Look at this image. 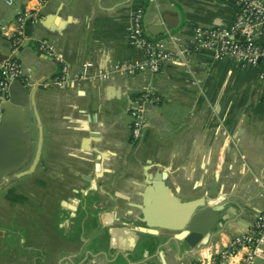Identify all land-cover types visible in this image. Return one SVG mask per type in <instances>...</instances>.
Returning a JSON list of instances; mask_svg holds the SVG:
<instances>
[{
  "label": "crops",
  "instance_id": "crops-1",
  "mask_svg": "<svg viewBox=\"0 0 264 264\" xmlns=\"http://www.w3.org/2000/svg\"><path fill=\"white\" fill-rule=\"evenodd\" d=\"M33 6L0 0V55L19 60L27 84L18 81L29 96L20 108L12 105L18 115L7 136L15 144L19 128L24 156L0 181V264H218L211 250L225 249L264 213L259 68L199 50L184 57L187 65L167 63L155 73L44 87L59 65L37 42L55 45L73 79L86 60L92 71L144 60L126 37L136 8L147 36L172 34L190 48L194 27L226 25L234 7L220 0H48L12 51L15 18ZM146 89L157 100L145 105L142 137L132 142L130 105ZM16 149L10 157L0 152V161ZM195 199L218 217L209 241L190 249L164 225L179 222L181 204ZM246 253L224 264H239ZM253 264H264V245Z\"/></svg>",
  "mask_w": 264,
  "mask_h": 264
},
{
  "label": "built area",
  "instance_id": "built-area-1",
  "mask_svg": "<svg viewBox=\"0 0 264 264\" xmlns=\"http://www.w3.org/2000/svg\"><path fill=\"white\" fill-rule=\"evenodd\" d=\"M6 6L14 5L15 0H1ZM33 7H26L19 11L14 21V28L8 35L12 51L25 40V26L28 22L39 20L38 7L48 0H32ZM222 3L234 7L233 20L226 25L209 27L196 26L193 29L191 47H182L180 39L168 34L166 39H152L144 32L142 8H136L130 16L126 37L128 42L144 51L145 58L141 62L116 63L111 68L92 71L93 63L84 61L79 72L72 79L69 67L63 54L55 45L46 40H38L37 49L44 55L53 58L59 65L58 73L42 85L60 86L75 80L100 79L107 80L115 73L134 75L139 71L158 72L164 64L187 65L184 57L191 51L207 50L213 53L216 60L230 58L242 65L259 68L258 78L264 87V0H220ZM168 43L172 48L168 47ZM15 80H22L21 64L17 58L0 57V98L8 99L9 87ZM24 82V81H23ZM25 81L24 83H26ZM156 99L154 93L146 89L131 103L129 114V135L132 142L141 139L145 126V105ZM264 245V213L247 229L235 235L225 249L214 247L211 258L218 264H224L230 257L238 254L242 249L247 253L239 264H253V258L258 255ZM211 259V260H212Z\"/></svg>",
  "mask_w": 264,
  "mask_h": 264
},
{
  "label": "water",
  "instance_id": "water-1",
  "mask_svg": "<svg viewBox=\"0 0 264 264\" xmlns=\"http://www.w3.org/2000/svg\"><path fill=\"white\" fill-rule=\"evenodd\" d=\"M1 58L9 57V58H16L14 54L12 55H0ZM14 85L19 86L20 89H17L13 91ZM29 100V96L25 90V88L22 86L21 82L18 80H15L11 83L9 87V97L8 99L2 100L0 98V109H5L1 113L0 111V152L3 156H5L6 152H10L13 147H19L20 151L18 153V150L16 149L15 154L12 156L11 159L3 158L0 161V181L4 180L5 174L8 172V170L14 168L17 166V164L20 163L24 156V149H23V138L21 137L20 130L17 127L15 130V134L18 135L16 138L15 144L13 143V139L8 135V130L11 129L12 123L11 119L13 116H17L15 110L12 109V105H15L16 107L20 108L21 106L25 105ZM90 122L97 123L96 120H94V117H91ZM87 131L88 136L90 137H98L99 133L96 131ZM15 145V146H14ZM97 152V151H94ZM18 153V156L16 160L12 161L16 154ZM12 161V162H9ZM99 172V171H97ZM92 173L91 174H85L82 175V179L90 182L92 179V176L99 177L98 174ZM162 177H165V174L162 173ZM205 201L203 200H191L188 202H185L181 204V209L184 211V215L182 216V219L179 220V222H176L175 225H164V227H167L168 229L172 230H178L177 236L180 237L186 245L190 249L196 248L198 245L202 243H207L209 241L212 228L217 220V213L216 210H213L210 206H205ZM204 207L201 211H195V209ZM144 231V230H140Z\"/></svg>",
  "mask_w": 264,
  "mask_h": 264
},
{
  "label": "flooded vegetation",
  "instance_id": "flooded-vegetation-1",
  "mask_svg": "<svg viewBox=\"0 0 264 264\" xmlns=\"http://www.w3.org/2000/svg\"><path fill=\"white\" fill-rule=\"evenodd\" d=\"M9 175H10L9 178H15L16 177L15 176L16 174L14 175L13 173H9Z\"/></svg>",
  "mask_w": 264,
  "mask_h": 264
},
{
  "label": "rangeland",
  "instance_id": "rangeland-1",
  "mask_svg": "<svg viewBox=\"0 0 264 264\" xmlns=\"http://www.w3.org/2000/svg\"><path fill=\"white\" fill-rule=\"evenodd\" d=\"M256 261H259V259H258V258H256ZM197 264H201V263H197Z\"/></svg>",
  "mask_w": 264,
  "mask_h": 264
}]
</instances>
